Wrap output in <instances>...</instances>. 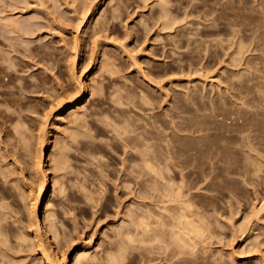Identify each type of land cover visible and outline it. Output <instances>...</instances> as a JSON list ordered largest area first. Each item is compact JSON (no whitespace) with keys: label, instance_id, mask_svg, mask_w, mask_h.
<instances>
[{"label":"rangeland","instance_id":"rangeland-1","mask_svg":"<svg viewBox=\"0 0 264 264\" xmlns=\"http://www.w3.org/2000/svg\"><path fill=\"white\" fill-rule=\"evenodd\" d=\"M46 210L69 264H264V0H0V264Z\"/></svg>","mask_w":264,"mask_h":264},{"label":"bare ground","instance_id":"bare-ground-1","mask_svg":"<svg viewBox=\"0 0 264 264\" xmlns=\"http://www.w3.org/2000/svg\"><path fill=\"white\" fill-rule=\"evenodd\" d=\"M92 6V5H91ZM91 8V7H90ZM91 10V9H90ZM89 10V11H90ZM93 10V9H92ZM91 14V13H90ZM87 15V14H86ZM90 16H92V15H90ZM86 18V17H85ZM172 22V21H171ZM166 24V23H165ZM168 24H169V22H168ZM171 24V23H170ZM173 24H175V22L173 23ZM21 28H24V27H21ZM24 31L26 30V29H23ZM14 31V30H13ZM28 31V30H27ZM74 75H75V73H74ZM79 82V81H78ZM76 89H78V88H76ZM79 89L81 90V94L77 97V98H75V97H73L72 99H70V101H71V108L73 109L72 111H74L77 107H78V105L79 104H82V102L84 101V99H85V97L87 96V93H88V86H87V83H86V81L84 80V79H81L80 80V82H79ZM99 90V89H98ZM101 91V90H100ZM99 92V91H98ZM71 98V97H70ZM86 100V99H85ZM62 103V102H61ZM66 104V103H65ZM59 105V107L61 108V109H58V111H60L59 113H58V115H55L56 116V118H54V123L52 124V125H57V121H59V119H60V116H61V111H62V109H64L65 108V105L64 104H58ZM67 105V104H66ZM58 107V106H57ZM74 114V113H73ZM75 114H76V112H75ZM80 114H83V113H80ZM79 113H78V115H80ZM77 115V114H76ZM77 115V116H78ZM75 115H73L72 117H74ZM77 116H75L74 118H75V122L77 121L76 120V117ZM78 117H81V116H78ZM77 117V119H78V121L79 120H81V118L79 119ZM47 119H48V117H47ZM61 120V119H60ZM62 121V120H61ZM77 121V122H78ZM147 125V124H146ZM58 126V125H57ZM57 129V128H56ZM60 129V128H59ZM58 130V129H57ZM157 133V132H156ZM50 134V133H49ZM152 134H154V133H152ZM162 134V133H161ZM74 135V134H73ZM157 135V134H156ZM164 135V134H163ZM142 138V137H141ZM135 139V138H134ZM137 139V138H136ZM144 139V138H143ZM148 139V138H147ZM150 139V138H149ZM149 139H148V142H149ZM75 140H77V139H75ZM139 140V139H138ZM141 140V139H140ZM154 140V139H153ZM146 141L147 140H145L144 139V142L146 143ZM143 142V141H142ZM154 142V141H153ZM153 142H151V140H150V143H152L153 144ZM158 143V142H157ZM148 144V143H147ZM162 144V143H161ZM128 145V144H127ZM130 146V145H129ZM144 146V145H143ZM142 146V147H143ZM148 146H149V144H148ZM128 147V146H127ZM141 147V148H142ZM137 148V147H136ZM144 148H147V147H145L144 146ZM143 148V149H144ZM149 148V147H148ZM151 148V147H150ZM153 148V147H152ZM147 150V149H146ZM136 151V150H135ZM144 152H146L145 151V149H144ZM143 153V152H142ZM146 155V154H145ZM132 156V155H131ZM139 156H141V155H139ZM143 157H144V155H142ZM141 156V157H142ZM147 156V155H146ZM154 156V155H153ZM152 156V157H153ZM159 156V155H158ZM148 157V156H147ZM137 158V157H136ZM154 158V157H153ZM146 160H147V158H145ZM62 160H63V158H62ZM142 160V159H141ZM156 160V159H155ZM59 161V160H58ZM124 161V160H123ZM46 159H45V156L43 155V153H41V157H40V164H39V167L41 168V167H43V166H45L46 165ZM60 162H61V160H60ZM62 162H65V161H62ZM132 162V161H131ZM143 162V161H142ZM146 162V161H145ZM144 162V163H145ZM150 161L148 160V163H149ZM151 162H152V160H151ZM154 162V161H153ZM152 162V163H153ZM157 162H158V160H157ZM165 162V161H164ZM166 162H167V158H166ZM143 163V164H144ZM147 163V162H146ZM147 163V164H148ZM156 163V162H155ZM162 161H159L158 162V164H156L157 165V167H155L156 169H157V171H158V174H161L164 170H163V168L161 169V165H162ZM57 164H60V163H57ZM57 164H55V166H57ZM63 164V163H62ZM125 164V163H124ZM131 164V163H130ZM136 164V163H135ZM126 165V164H125ZM150 165L151 166H153L154 164H151L150 163ZM131 166V165H130ZM143 166V165H142ZM149 166V165H148ZM53 167H54V165H53ZM129 167V166H128ZM132 167V166H131ZM150 167V166H149ZM163 167H164V165H163ZM154 168V169H155ZM53 169V168H52ZM128 170V169H127ZM161 170H163L162 172H161ZM45 171V170H44ZM49 171L50 170H46L44 173V175H45V179H44V185L42 186V188H41V196H42V198L40 199V201L38 202V208L39 207H41V206H43L44 204H45V201H43V198H45L48 194H49V188H48V185H49ZM134 170H132V172H133ZM155 171V170H154ZM156 171V172H157ZM152 172V171H151ZM128 173V172H127ZM153 174H154V172H152ZM131 175V174H130ZM139 174H137V176H138ZM147 175V174H146ZM161 175H163V174H161ZM160 175V176H161ZM164 176V175H163ZM143 177H145V176H143ZM153 177V176H152ZM158 178H160L159 176H157ZM133 178H134V176H133ZM155 178H156V176H155ZM161 178H163V177H161ZM160 178V179H161ZM132 179V178H131ZM136 179V178H135ZM147 179H148V177H147ZM141 180V179H140ZM143 180V179H142ZM141 180V181H142ZM146 180V179H145ZM149 180V179H148ZM126 181V180H125ZM138 181H139V179H138ZM140 181V182H141ZM156 181H157V179H156ZM125 183V182H124ZM138 185V184H137ZM145 185V184H144ZM142 186V185H141ZM155 186V185H154ZM176 186V185H175ZM147 187V186H146ZM156 187V186H155ZM154 187V188H155ZM140 189V188H139ZM145 189V188H144ZM144 189L143 190H140V193L141 194H147V192L148 191H144ZM149 189V188H148ZM175 189V188H174ZM146 190V189H145ZM132 191V190H131ZM151 191H153V190H151ZM150 191V192H151ZM156 191V190H155ZM158 191V190H157ZM154 192V191H153ZM159 192V191H158ZM170 192V191H169ZM157 193V192H156ZM180 193V192H179ZM130 194H132V193H130ZM129 194V195H130ZM148 195V194H147ZM156 195V194H155ZM141 197H142V195H140ZM154 196V195H153ZM152 197V196H151ZM179 197V196H178ZM172 199H173V197H172ZM174 200H175V198H174ZM151 201V200H150ZM172 202V201H171ZM193 202V201H192ZM153 203V202H152ZM169 203V202H168ZM175 203V202H174ZM166 204V203H165ZM172 204V203H171ZM181 204V203H180ZM189 204V203H188ZM182 207V206H181ZM190 207V206H189ZM192 207V206H191ZM165 208V207H164ZM50 209V208H49ZM185 209V208H184ZM184 209H182L183 211H184ZM263 209V208H262ZM46 219H47V221H46V223L43 225V224H40V222H39V217H37V222L36 223H38V231H39V233L41 234V235H44V237L46 236V244L45 243H42L40 240H39V235H36L35 236V239H36V241H37V243H38V246H39V248L42 250V252H43V255H44V258L46 259V261H47V263L48 264H69V262H70V260H69V256H68V254H64V256H62L61 258H58V256L56 257V253L53 251V247H52V244H51V237H47V235L49 234V232L51 231V226H52V223H53V221H52V223H51V226H50V222H51V217H52V215L53 214H51V212L49 211V210H46ZM181 213H183V212H181ZM194 215L196 216V214H195V212H194ZM183 216V215H182ZM182 216H179V217H182ZM198 216V215H197ZM178 217V218H179ZM185 218L187 217L186 215L184 216ZM184 217H182V221H183V219H184ZM192 217V219H193V216H191ZM53 218V217H52ZM190 218V217H189ZM176 219V218H175ZM195 219V218H194ZM185 220V219H184ZM177 221V220H176ZM194 221V220H193ZM43 222V221H42ZM145 222V221H144ZM178 223H180L179 221H177ZM186 222V224L188 223V220L187 221H185ZM184 222V223H185ZM190 222V221H189ZM141 223H143V222H141ZM175 223V222H174ZM199 223V222H198ZM198 223H196L195 222V224H198ZM148 225H149V223H147ZM177 224V223H176ZM181 224H182V222H181ZM188 224H190V223H188ZM191 224L193 225V222H191ZM200 224V223H199ZM145 225V224H144ZM146 226V228L148 227L149 228V226ZM157 225H159L158 223H157ZM162 225V224H161ZM174 225V224H173ZM142 226V225H141ZM144 226V227H145ZM175 226V225H174ZM177 226H178V224H177ZM184 226H185V224H184ZM188 226H191V225H188ZM201 226V225H200ZM51 227V228H50ZM140 227V226H139ZM179 227V226H178ZM177 227V228H178ZM187 227V226H186ZM185 227V228H186ZM191 227H193V229L196 227L197 228V225L194 227V225L193 226H191ZM203 227H204V225H203ZM205 227H206V225H205ZM204 227V228H205ZM176 228V229H177ZM184 228V229H185ZM200 228V227H199ZM150 229V228H149ZM187 229V228H186ZM185 229V230H186ZM191 230H192V228H190ZM181 230H183V228L181 229ZM180 230V231H181ZM184 230V231H185ZM206 230H208V229H206ZM152 231V230H151ZM188 231H190L189 229L187 230V232ZM193 231H195V230H193ZM0 232H2V231H0ZM145 232H147V230H145ZM148 232H150V231H148ZM147 232V233H148ZM182 232V231H181ZM186 232V231H185ZM184 232V233H185ZM196 232V231H195ZM153 233V232H152ZM177 233V232H176ZM183 233V232H182ZM183 233V235H185L186 236V234H184ZM188 233H193V232H188ZM53 234V233H52ZM179 234V233H178ZM194 234V233H193ZM197 234V233H196ZM199 234V233H198ZM55 235V234H54ZM176 235V234H175ZM174 235V236H175ZM182 235V236H183ZM189 235V234H188ZM187 235V236H188ZM204 235V234H203ZM3 236V235H2ZM123 236V235H122ZM152 237L154 236V234L153 235H151ZM179 236L180 235H178V238H179ZM186 236V237H187ZM192 236H194V235H192ZM152 237H151V239H152ZM184 237V236H183ZM182 237V238H183ZM185 237V238H186ZM189 237V239L187 240V242L189 243V240H190V236H188ZM1 238V237H0ZM142 238V237H141ZM146 238V237H145ZM147 238H148V235H147ZM157 238V237H156ZM161 238V237H160ZM159 238V239H160ZM177 238V239H178ZM181 238V237H180ZM194 238H195V236H194ZM55 239V238H54ZM53 239V240H54ZM138 239V238H137ZM143 239H144V237H143ZM154 239H155V237H154ZM57 240V239H56ZM142 240V239H141ZM146 240V239H145ZM156 240V239H155ZM179 240H181V239H179ZM194 240V239H193ZM149 241V240H148ZM148 241H146L147 243H148ZM157 241V240H156ZM191 241V240H190ZM57 242V241H56ZM56 242H54L55 244H57ZM142 242V241H141ZM145 242V243H146ZM158 242H161V241H159L158 240ZM174 242V241H173ZM181 242V241H180ZM182 242H184V241H182ZM181 242V244H185V246H186V243H182ZM186 242V241H185ZM192 242H194V241H192ZM36 243V242H35ZM153 243V242H152ZM178 243V242H177ZM203 243V242H202ZM3 244H4V242H3ZM122 244V243H121ZM150 244V243H149ZM172 244H174V243H172ZM176 244V243H175ZM193 244V243H192ZM60 245V244H59ZM119 245V244H118ZM189 245H191V244H189ZM195 245H196V242H195ZM184 246V245H183ZM182 246V247H183ZM187 246H188V244H187ZM1 247V246H0ZM62 247V246H61ZM173 247V246H172ZM181 247V246H180ZM191 247V246H190ZM59 248V247H58ZM146 248V247H145ZM150 248V247H149ZM166 248H168V247H166ZM195 249H196V246L194 247ZM123 249V248H122ZM125 249V248H124ZM152 249V248H151ZM183 249V248H182ZM192 249V248H191ZM59 250H61V249H59ZM67 250H69V249H67ZM117 250V249H116ZM121 250V249H120ZM126 250V249H125ZM190 250V249H189ZM193 250L194 249H192V252H193ZM64 251V250H63ZM110 251H112V250H110ZM114 251V250H113ZM143 251V250H142ZM116 252V251H115ZM121 252H122V250H121ZM120 252V253H121ZM124 252V251H123ZM151 252H153V251H151ZM169 252H171V251H169ZM177 252V251H176ZM196 252V251H195ZM66 253V252H65ZM117 253V252H116ZM166 253V252H165ZM168 253V252H167ZM174 253V252H173ZM173 253H172V255H173ZM197 253V252H196ZM60 254V253H59ZM113 254V253H112ZM111 254V255H112ZM187 254V253H186ZM83 250H80L79 252H78V254H77V256H76V264L79 262L80 263V261L82 260V258H83ZM86 255V254H85ZM109 255V254H108ZM116 255V254H115ZM122 255H124V254H122ZM121 255V256H122ZM118 256H119V254H118ZM167 256V255H166ZM169 256V255H168ZM177 256V255H176ZM175 256V257H176ZM108 257V256H107ZM111 257V256H110ZM112 257H115L114 255H112ZM112 257H111V260H113L112 259ZM200 257V256H199ZM90 258V257H89ZM95 258V257H94ZM117 258H119V257H117ZM121 259H122V257H121ZM171 259V258H170ZM180 259V258H179ZM90 260V259H89ZM118 260V259H117ZM120 260V259H119ZM194 260H195V258H194ZM234 260V259H233ZM85 261V260H84ZM114 261H116V259L114 260ZM173 261V260H172ZM182 261V260H181ZM88 262V261H87ZM113 262V261H112ZM169 262V261H168ZM78 263V264H79ZM109 263H110V261H109ZM178 263V262H177Z\"/></svg>","mask_w":264,"mask_h":264}]
</instances>
